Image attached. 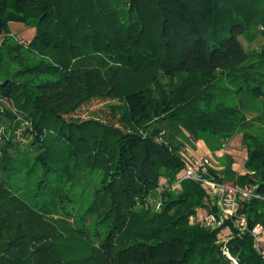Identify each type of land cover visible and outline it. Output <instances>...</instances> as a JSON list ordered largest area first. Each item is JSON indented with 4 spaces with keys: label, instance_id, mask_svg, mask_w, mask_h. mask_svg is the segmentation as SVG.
Listing matches in <instances>:
<instances>
[{
    "label": "trees",
    "instance_id": "1",
    "mask_svg": "<svg viewBox=\"0 0 264 264\" xmlns=\"http://www.w3.org/2000/svg\"><path fill=\"white\" fill-rule=\"evenodd\" d=\"M10 22L35 29L26 46L9 37ZM3 35L0 264H233L224 250L237 264H264L251 234L264 225V133L245 129L249 110L264 123V43L240 41L264 42V0H0ZM23 47L39 58L28 69L57 77L38 85L52 100L8 68L4 51L19 57ZM91 100L113 102L114 120L68 119ZM237 133L245 173L229 164L202 175L248 191L234 217L216 229L190 223L199 208L216 212L190 179L160 192L152 209L149 196L186 167L187 139L204 136L215 152ZM33 175L49 193L29 202ZM82 178L73 214L65 185Z\"/></svg>",
    "mask_w": 264,
    "mask_h": 264
},
{
    "label": "rangeland",
    "instance_id": "2",
    "mask_svg": "<svg viewBox=\"0 0 264 264\" xmlns=\"http://www.w3.org/2000/svg\"><path fill=\"white\" fill-rule=\"evenodd\" d=\"M9 29H10L9 37L10 36L13 37L14 40H17V42H20L23 46H26L28 44V42L31 40V38L34 36V33H35L34 28L25 27L21 23H17V22H10L9 23ZM5 36L6 35L0 36V40L2 38H4ZM240 41L246 49H258V47L264 43L262 39H257L256 41L252 42L251 44H248L242 38H240ZM3 57L5 60L9 61L8 62L9 67L8 68L12 72L17 71L16 79H18L22 82H25L29 86L31 93H33L34 95L37 94L40 96H44L48 100L53 99L52 98L53 94H52L51 90L49 89V87H40L38 85H40L42 83H47L49 81L56 80L57 77L48 76V75L40 73L36 70L28 69V68H34L38 64L39 58L36 54L26 50L25 47H23L21 50V55L19 57H16L15 54H12L8 51H4ZM5 64H6V62L3 61V65H5ZM222 85H224V84H222ZM112 103L113 102H110V101L91 100L88 103L80 106L73 115L68 117V119L69 120L78 119L81 121L88 120V119H97V120L105 121V122L112 121L114 119L112 117L111 109H110V107H108ZM2 104L4 106L9 105L8 102H2ZM250 128H253V129L259 128V130L261 129L264 133V123L260 120L257 112L253 111V110H249L246 113L245 129L248 131H251L252 129H250ZM236 135L238 137H240L242 140V134L241 133H237L234 136H236ZM16 140H17V142H19V144L21 146H23L25 144V141L22 138L20 131H17V133H16ZM198 140H202L205 143L204 136ZM193 142L194 141H190L187 139L184 142L183 149L181 151V156H183V158L185 159L186 166L187 165L190 166V163H192L195 159L193 156H190L188 153V150L190 152H191V150H193V149H191ZM226 142H224V143H226ZM205 146H206V144H205ZM241 147H243L242 141H241ZM221 149H225V144L221 146ZM222 157L223 158L218 157V158H214V159L208 158L209 159V166L211 168H213L217 173H220L225 168V163H227L226 166H229V164H230V169H231V165L233 163V158L230 155L225 156V154H224V155H222ZM205 158H207V157H205ZM222 164L224 166H223V168H220L222 166ZM243 168H244V165H243ZM182 172H183V170L180 172V174H182ZM232 172H234L235 174L237 173L236 171H233V170H232ZM36 180H37V178L35 175L30 176V179L28 180L29 188L28 189H25V187L23 188L24 193H23L22 197L29 202L32 201V196L34 195V193H36V191H38L37 193H44V194L49 193V189H47V188L41 189L39 187L38 190H36V188H35L36 187ZM228 183L231 184L230 181H228L226 184H228ZM84 184H85V180L82 178V180L76 184H73V183L68 184L67 183L65 185L67 195L70 196L72 199V203H67L66 208L71 210V206H72L74 208L73 214H75V213L80 214L81 213L80 211L82 210L81 208L83 207V200H84V195H85V185ZM16 185H17V187H20L21 185H23V182L22 181L18 182ZM94 185H95L94 183L91 184V186L89 188L92 189L94 187ZM180 187L181 186H179L176 189H180ZM203 188L206 191V193L214 200L215 194H213L209 190V188H207L205 186ZM38 196H39V194H38ZM158 200L160 201L159 193L157 190H155L149 196V203L148 204L152 206V204H154ZM196 213H197V215L198 214L199 215L205 214L206 210L199 208L196 210ZM225 231H226V229H224L222 231L223 233L219 234L218 238L220 241L225 240ZM260 242L261 243L264 242V236L259 238V246H260Z\"/></svg>",
    "mask_w": 264,
    "mask_h": 264
},
{
    "label": "built area",
    "instance_id": "3",
    "mask_svg": "<svg viewBox=\"0 0 264 264\" xmlns=\"http://www.w3.org/2000/svg\"><path fill=\"white\" fill-rule=\"evenodd\" d=\"M208 168H211L209 166L208 158L194 159V161L190 163V166L187 165L183 169L182 174H179L171 185H168L164 181V183L162 182V184H160L157 191L158 193H160L167 187H170L172 190H179L176 188L180 186V181L183 179H190L192 181L199 182L203 186L209 188V190L213 194H215L214 204L216 206V212H206L202 215H197L196 213L195 216L190 217L189 221L190 223L197 222L209 229H216L221 227L226 220H229L235 216L237 208V196L240 195L242 197H246L248 195V191L246 189L241 190L233 184L218 183L211 177L202 176L205 173L207 174ZM160 205L161 202L158 200L154 204H152L151 207L154 210H158L160 208ZM233 226L240 231L244 230V218H235V220H233ZM251 234L254 237L256 247L260 248L259 238L264 236V225H255L251 230ZM223 253H226L228 258L232 260L233 264H237L236 261L231 258L227 252H225V250Z\"/></svg>",
    "mask_w": 264,
    "mask_h": 264
},
{
    "label": "crops",
    "instance_id": "4",
    "mask_svg": "<svg viewBox=\"0 0 264 264\" xmlns=\"http://www.w3.org/2000/svg\"><path fill=\"white\" fill-rule=\"evenodd\" d=\"M191 152L188 150V153L190 156H193L195 159L200 158H218L222 157V155L225 154V156H231L233 158V163L231 165V169L233 171H236L238 174H244L245 170L243 168L244 160L246 159V150L245 148L241 147V138L237 135L234 136L232 139L228 140L225 143V149H221L219 151L211 152L207 149L205 146V143L202 140L194 141L192 143ZM231 158V159H232ZM227 163H225V166ZM223 164L220 168H223ZM218 169V168H217ZM202 215V214H201ZM229 230L226 229L225 231V240L228 238ZM260 250L262 251V254L264 255V242H260Z\"/></svg>",
    "mask_w": 264,
    "mask_h": 264
}]
</instances>
